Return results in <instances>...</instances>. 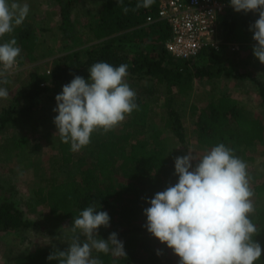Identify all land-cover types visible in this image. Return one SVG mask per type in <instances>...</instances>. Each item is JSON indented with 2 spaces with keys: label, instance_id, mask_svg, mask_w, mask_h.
I'll use <instances>...</instances> for the list:
<instances>
[{
  "label": "trees",
  "instance_id": "trees-1",
  "mask_svg": "<svg viewBox=\"0 0 264 264\" xmlns=\"http://www.w3.org/2000/svg\"><path fill=\"white\" fill-rule=\"evenodd\" d=\"M73 1L66 0L61 9V30L66 39L74 38L77 33L72 22ZM136 3L137 0H123L121 5L117 0H106L95 24L89 28L90 46L67 53L50 73H31L27 90L20 91L14 98V104L0 112L1 136L9 126L30 118L38 99L56 86L70 83L75 75L88 79V68L101 61L113 66L127 64L130 79L151 82L141 91V95L148 98L137 96L139 110L128 116L123 128L118 132L110 131L105 139L96 140L84 156L75 159L70 143L60 140L61 171L66 172L68 177L41 179L33 190L35 197L55 218L73 220L85 207L96 202L101 205L98 211L109 214L110 224L119 217L122 224L133 225L139 220L140 213L150 207L146 201L152 197L143 188L145 182L155 177L159 181L162 178L167 185H174L178 180L171 164L176 154L168 149L164 137L168 131L179 144L188 143L177 96L192 93L197 81L243 78L233 57L227 55L224 47L219 51L207 47L190 61L173 58L165 47L171 36L168 24L156 22L146 25L147 18L157 14L160 0H155L149 8L131 11ZM125 6L130 9L127 14L123 12ZM224 21L226 40H229L235 31L237 19L224 17ZM12 35L22 49L21 62H35L39 37L33 26L23 23L15 28ZM10 38L6 35L0 39V43ZM249 79L257 86L264 102V82L253 76H249ZM159 105L164 110L161 116L163 127L154 129L150 121ZM191 113L195 119L197 145L201 148L211 149L218 143H224L242 151L244 156L247 149L264 141L263 122L254 117L245 104L230 95L210 96L203 107L193 105ZM70 165L75 168L71 169ZM253 190L257 200L264 201V181ZM11 191L12 188H8L3 195L0 194V240L4 234L35 226L26 218L12 194L11 197L6 196ZM252 220L260 229L255 237L260 243L264 232V210L259 209ZM138 229L135 226L131 231ZM123 243L127 256L117 258L105 254L103 264H137L139 240L135 236H128ZM54 250L37 249L19 257L15 264H58L56 260L47 259ZM259 264H264V261Z\"/></svg>",
  "mask_w": 264,
  "mask_h": 264
},
{
  "label": "clouds",
  "instance_id": "clouds-1",
  "mask_svg": "<svg viewBox=\"0 0 264 264\" xmlns=\"http://www.w3.org/2000/svg\"><path fill=\"white\" fill-rule=\"evenodd\" d=\"M123 5V0H117ZM155 0H137L131 11L149 8ZM236 12L258 13L250 25L256 42L253 54L264 64V0H230ZM128 7H123L127 14ZM30 12L27 3L0 0V99H7L8 75L18 67L21 47L13 36ZM89 77L75 75L55 96L54 124L61 141L77 152L91 143L94 132L107 133L139 110L137 93L127 81L128 65L96 62L88 68ZM193 161H197L193 166ZM177 182L155 193L144 209L147 231L166 244L179 257V264H254L264 254L255 239L260 229L253 222L256 208L252 177L246 161L224 143H218L196 158L191 151L174 160ZM92 202L73 219L69 247L54 250L49 261L58 264H103L93 251L126 257L124 243L112 232L99 237V229L110 226L106 211ZM81 236L85 239L82 241ZM159 255L160 253L157 252Z\"/></svg>",
  "mask_w": 264,
  "mask_h": 264
},
{
  "label": "rangeland",
  "instance_id": "rangeland-1",
  "mask_svg": "<svg viewBox=\"0 0 264 264\" xmlns=\"http://www.w3.org/2000/svg\"><path fill=\"white\" fill-rule=\"evenodd\" d=\"M105 1L74 0L71 12L72 22L77 33L74 38L66 39L61 30V9L66 0H19L20 3H27L30 6L29 15L24 23L31 24L39 37L36 49L37 60L21 62L23 57L21 55L19 70L8 75L10 83L3 85L7 88L9 96L7 99H0V112L14 104V98L20 91L27 90L31 73H50L55 64L67 53L90 46L89 28L95 24L98 12ZM233 17L237 19L236 28L230 39L225 40L226 44L223 47L227 55L233 57L236 68L243 78L223 77L219 80L197 81L192 93L177 96L178 109L188 133V143L181 145L170 132L164 133L167 140L166 145L168 149L174 150L176 157L187 155L188 151H191L196 158H200L207 150H210L197 145L195 119L191 113L193 105L199 108L203 107L210 96L230 95L245 104L253 116L259 118L264 124V102L259 96L257 86L249 79V76H253L264 82V64H261L253 54L255 43L252 39L253 32L249 30L250 25L259 18L258 13L234 12L228 19ZM228 44L231 47L238 46V50L233 51L227 46ZM127 81L136 91L137 96L148 98L146 95H141V91L143 86L149 85L151 82L148 80L137 82L129 77H127ZM63 85L65 84L56 86L51 92L38 99L30 118L21 120L15 126H9L0 136V194L3 195L5 190L12 188V191L6 193V196L11 197L12 194L13 199L25 212L26 218L35 224L34 227L2 236L0 264H15L19 257L37 249L65 250L69 247L73 235L70 230L73 220L55 218L50 210L39 202L33 192L41 179L68 177L66 172L61 171V167H63L59 158L61 138L53 122L57 115L53 111L56 107L55 96L62 91ZM155 110L150 124L152 122L154 129H157L163 127L161 116L164 114V110L160 105ZM123 123L113 131H120L123 128ZM109 133L110 131L107 133L94 132L91 135V143L74 152L75 159L84 156L88 148L96 143V140L107 138ZM233 150L238 157L246 161L248 172L252 177L251 186L254 189L257 184L264 181V141L247 149L244 156L242 151ZM196 162L193 161V166ZM171 164L174 167V163ZM69 167L75 168L72 165ZM119 180L120 183L123 182L121 178ZM167 186L162 178L159 181L153 177L150 181L145 182L143 188L153 198L155 193L165 190ZM253 201L256 208L255 213L259 209L264 210L263 200H257L254 195ZM146 220L144 212L140 213L139 220L133 225L122 224L118 217L109 227L99 229V237L107 240L112 232H116L118 239L124 242L128 236H135L139 240L137 264H179V257L166 244H162L147 231L144 227ZM135 226L139 229L135 232L131 231ZM84 239L81 236V240ZM259 241L264 248V232ZM157 252L160 254L158 255ZM103 255L105 254L93 251V257H98L102 261L105 259ZM262 261H264V254L254 264H259Z\"/></svg>",
  "mask_w": 264,
  "mask_h": 264
},
{
  "label": "built area",
  "instance_id": "built-area-1",
  "mask_svg": "<svg viewBox=\"0 0 264 264\" xmlns=\"http://www.w3.org/2000/svg\"><path fill=\"white\" fill-rule=\"evenodd\" d=\"M234 12L230 0H160L157 14L149 16L146 25L166 22L171 32L166 50L177 60L190 61L207 47L222 49L227 38L224 17ZM19 68L20 62L11 74Z\"/></svg>",
  "mask_w": 264,
  "mask_h": 264
}]
</instances>
